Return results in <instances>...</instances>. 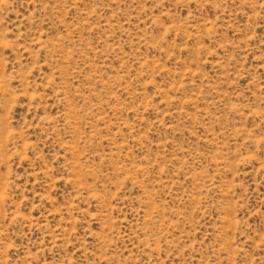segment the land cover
I'll list each match as a JSON object with an SVG mask.
<instances>
[{"label": "rangeland", "instance_id": "obj_1", "mask_svg": "<svg viewBox=\"0 0 264 264\" xmlns=\"http://www.w3.org/2000/svg\"><path fill=\"white\" fill-rule=\"evenodd\" d=\"M0 264H264V0H0Z\"/></svg>", "mask_w": 264, "mask_h": 264}]
</instances>
